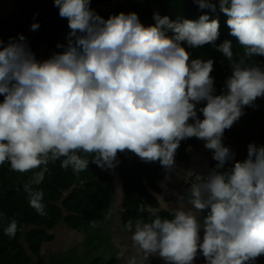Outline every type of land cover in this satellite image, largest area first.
Segmentation results:
<instances>
[{
	"label": "clouds",
	"instance_id": "1",
	"mask_svg": "<svg viewBox=\"0 0 264 264\" xmlns=\"http://www.w3.org/2000/svg\"><path fill=\"white\" fill-rule=\"evenodd\" d=\"M195 2L216 11L211 0ZM53 6L67 20L66 42L56 44L61 51L40 60L22 34L0 40V164L25 172L64 157L63 168L79 172L91 161L103 170L129 151L171 170L180 141L202 139L216 165L203 176L187 173L195 181L191 208L180 196L170 219L152 210L153 219L129 221L125 229L144 259L158 254L168 264H193L198 250L207 264H252L264 255V146L249 143L247 157L234 161L222 143L244 106L264 96V63L246 65L247 58L264 57V0H218L229 34L244 48L237 61L232 41L215 44L219 22L207 13L172 20L154 12L155 23L145 26L135 12L105 19L90 0H53ZM205 44L231 65L220 94L210 75L214 61L191 59L186 50ZM80 152L93 154L91 160ZM46 170L24 185L40 215L43 192L33 185ZM4 231L15 236L16 221ZM128 264L138 262L132 257Z\"/></svg>",
	"mask_w": 264,
	"mask_h": 264
},
{
	"label": "trees",
	"instance_id": "2",
	"mask_svg": "<svg viewBox=\"0 0 264 264\" xmlns=\"http://www.w3.org/2000/svg\"><path fill=\"white\" fill-rule=\"evenodd\" d=\"M109 1L112 0H90V6L105 19L120 12H135L145 26L155 23L154 12L161 16L167 15L172 20H196L201 14L207 13L210 19L216 18L219 22V36L215 44L218 45L224 40L232 41L233 61L244 55L243 46L229 34L227 17L220 12L218 0H211L217 4L215 12L199 8L195 0H123V4L116 10H103L98 7ZM11 3L14 7L12 13L0 17V40L6 42L9 37L15 38L17 34H22L36 58L40 60L48 58L53 52L61 51L56 48V44L66 42L68 26L67 20L58 15L53 0H11ZM34 21L39 23V28L30 30ZM167 35L172 36L173 33L169 31ZM186 50L191 59L211 58L214 61L210 75L214 78L215 94H220L224 81L231 74L229 61L212 44ZM255 63H264V57L246 59V65ZM2 100L3 96H0V101ZM200 106H203V103L198 105ZM223 137L232 140L234 161H243L247 157L249 143L264 146V96L256 98L252 106H244L243 114L230 128L224 130ZM195 139L197 138L191 137L180 141L174 160L187 162V149L194 144ZM78 155L91 160L93 154L80 152ZM208 155L212 160L209 167L214 168L216 161L212 159V150L208 151ZM62 159L64 157L25 172L12 170L8 162L0 164V264H29L31 259L36 260L35 264H42L39 261L41 244L53 238L47 231L58 223L63 222L67 227L80 230L105 221L117 193L116 183L119 184L118 190L120 189L122 196L123 226L129 221L134 223L138 218L150 221L154 218L152 210L159 206L156 195L161 193L160 184L167 182V176L173 174V167L171 170H165L158 161L145 162L129 151L118 152L115 166L103 170L90 161L88 168L75 172L71 166L61 167ZM231 165L230 161L225 168H230ZM44 167L47 170L42 182L38 186L33 185L43 192L45 214L40 215L30 205L24 185ZM191 179L187 182V187L191 182H195ZM156 214L169 219L172 215L164 210H156ZM204 215L205 213L201 212L199 218L202 220ZM12 220L17 223V231L15 236L9 237L4 229ZM92 222H95V225ZM24 224L32 227L26 232L30 257L19 242ZM93 262L91 264H95ZM203 264H207L206 260ZM252 264H264V255L255 258Z\"/></svg>",
	"mask_w": 264,
	"mask_h": 264
},
{
	"label": "crops",
	"instance_id": "3",
	"mask_svg": "<svg viewBox=\"0 0 264 264\" xmlns=\"http://www.w3.org/2000/svg\"><path fill=\"white\" fill-rule=\"evenodd\" d=\"M14 7L11 0H0V17L9 16ZM204 140L195 139L194 144L187 149L188 160L187 162H181L174 160L173 174L167 176V182L160 184L161 193L156 195L158 199V208L156 210H164L172 214L181 201L178 199L180 196H184V204L191 208L190 192L187 190L186 185L190 177L187 176L188 172L195 174L203 172L210 162L212 161L208 155L209 149L204 147ZM222 143L229 147L233 151L232 140L222 136ZM113 170V169H112ZM117 193L114 196V200L110 205L108 217L103 222H98L95 226L85 229L76 230L67 227L63 222L58 223L53 229L47 232L53 235L51 240L45 241L41 244L40 259L42 264H76L74 260L61 257L63 251L65 253L66 244L72 239H83L86 236V230H101L105 232V246H92L87 253L88 257L84 261H79L77 264H91L92 261L95 264H128L130 258L135 257L138 264H168L158 254H149L147 259H144V254L137 249V246L131 239V233L128 232L121 223L122 208V196L119 184L116 183ZM167 202L168 207H162V203ZM200 213H198V217ZM99 227V228H98ZM32 229L31 225H23L21 233L19 235V242L24 252L29 254V245L26 242V232ZM200 235L202 237L203 231ZM18 242V243H19ZM64 247V248H63ZM97 252V255L94 254ZM36 260L31 259L29 264H35ZM44 261V263H43ZM204 257L200 254L199 250L193 260V264H203Z\"/></svg>",
	"mask_w": 264,
	"mask_h": 264
},
{
	"label": "rangeland",
	"instance_id": "4",
	"mask_svg": "<svg viewBox=\"0 0 264 264\" xmlns=\"http://www.w3.org/2000/svg\"><path fill=\"white\" fill-rule=\"evenodd\" d=\"M122 4L123 0H112L98 7L103 10H116ZM186 188L190 192V188L187 186ZM86 231L88 234H86L83 239H72L69 243L66 244L65 249H63L66 251L65 253L63 251V255L61 257L74 260L77 264L79 261H84L88 257L87 253L90 251L92 246L104 247L106 245L104 242L105 232H101V230L95 229ZM95 255H97V252L94 254V256Z\"/></svg>",
	"mask_w": 264,
	"mask_h": 264
},
{
	"label": "built area",
	"instance_id": "5",
	"mask_svg": "<svg viewBox=\"0 0 264 264\" xmlns=\"http://www.w3.org/2000/svg\"><path fill=\"white\" fill-rule=\"evenodd\" d=\"M6 162H7V161H6ZM8 163H9V162H8ZM209 169H212V167H207L206 169H204L203 172L201 173V175H202V176H203V175H206ZM188 187L190 188V185H188ZM204 260H205V258H204Z\"/></svg>",
	"mask_w": 264,
	"mask_h": 264
}]
</instances>
